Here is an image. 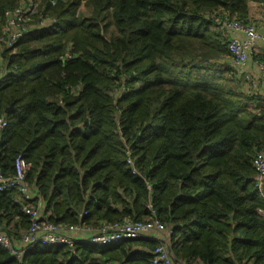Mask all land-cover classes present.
Segmentation results:
<instances>
[{"label":"trees","instance_id":"obj_1","mask_svg":"<svg viewBox=\"0 0 264 264\" xmlns=\"http://www.w3.org/2000/svg\"><path fill=\"white\" fill-rule=\"evenodd\" d=\"M41 1L33 24L56 23L0 51L2 173L12 175L23 156L49 222L141 221L151 203L172 227L176 259L264 264V199L252 167L264 146V101L244 89L231 61L193 72L207 60L195 57L199 47L206 57L218 54L214 42L226 51L210 17L249 21L251 3L264 8V0ZM19 5L0 0V34ZM16 199L0 192V228L13 238L29 227ZM84 238L72 249L30 247L20 262L0 246V264H149L156 246Z\"/></svg>","mask_w":264,"mask_h":264},{"label":"built area","instance_id":"obj_2","mask_svg":"<svg viewBox=\"0 0 264 264\" xmlns=\"http://www.w3.org/2000/svg\"><path fill=\"white\" fill-rule=\"evenodd\" d=\"M20 5L5 13V24L0 34V51L12 47L23 35L35 27L36 30L54 25L56 19L46 17L33 24L37 14V0H19ZM55 1H52L54 4ZM215 32L224 40L226 51L230 57L234 75L241 84L252 85L259 81L246 71L244 67L249 57L254 58L260 75L264 77V33L251 21H240L223 15H213ZM67 59L71 54H67ZM8 123L0 116V135ZM126 164L135 173L133 159L126 151ZM254 170L253 183L264 199V146L255 153L252 160ZM29 166L22 155L16 156L13 163V173L5 176L0 168V192L12 191L17 194L15 202L20 203L21 212L28 217L29 227L18 234V241L8 236L0 228V246L17 261H21L26 250L38 246H64L73 248L74 233L86 234V242L97 246H114L126 240L147 239L156 242L151 253L149 264H200L198 260L181 261L176 259L170 250L172 227L164 224L158 217L152 204L148 203V217L141 221L130 219L115 223H103L97 227H85L80 224H65L49 222L44 214L43 201L26 180ZM147 189L149 185L147 184ZM263 214V213H262ZM264 215V214H263Z\"/></svg>","mask_w":264,"mask_h":264},{"label":"crops","instance_id":"obj_3","mask_svg":"<svg viewBox=\"0 0 264 264\" xmlns=\"http://www.w3.org/2000/svg\"><path fill=\"white\" fill-rule=\"evenodd\" d=\"M249 10H250L249 16H251V17L253 16V14L256 10H258V13L260 11L259 14H263L262 17H257L260 15H256L255 18L253 17L249 21L255 23V25L258 27L259 32L264 33V8H262L260 5H257L256 3H251V8ZM4 69H5V63L3 61V58L1 57V52H0V80L2 78V74H3ZM244 71H246L247 73H249L250 75H252L255 78L258 77L256 79H258L259 84H260V87H258V82H255L253 84L252 89H248L247 87H244V89L251 92L252 95H258L264 101V77L260 75L258 66H257L254 58L249 57L246 65L244 67ZM42 204L44 206L43 202H42ZM72 236L75 238L86 237V235L78 234V233H74Z\"/></svg>","mask_w":264,"mask_h":264},{"label":"rangeland","instance_id":"obj_4","mask_svg":"<svg viewBox=\"0 0 264 264\" xmlns=\"http://www.w3.org/2000/svg\"><path fill=\"white\" fill-rule=\"evenodd\" d=\"M37 4H38V8H37V11H38V9L42 6V1L41 0H38V2H37ZM250 8H251V6H250ZM258 13V10H256L255 12H254V14H253V16L251 17V16H249V20L251 19V18H255V16L256 15H260V16H257V17H262L263 16V14H259L260 13V11H259V13ZM213 29V30H212ZM211 31L213 32V31H215L214 30V24H213V27L211 28ZM211 32V33H212ZM214 46H215V51L218 53L217 55H210V56H205L204 54H205V51H203L204 49H202L201 47H197L198 48V50H197V52L195 53V57H197V58H203V57H205V58H207V60H203V62H199V63H195V67L193 68V72H195V73H197L198 75H200V74H204V72H205V70H207V69H209V71H210V73L212 72V71H214V70H211V69H213L212 67H210V65H212V64H214V63H216V65H222V64H225V65H227V64H230V59H229V55L228 56H226L227 55V53H226V51L223 49V47L222 46H220V45H216L215 44V42H214V44H213ZM225 51V52H224ZM213 58H215L216 60H218V61H214V60H210V59H213ZM229 59V62H227V60ZM213 74V73H212ZM224 76V75H223ZM227 76V77H226ZM225 79H226V83H227V85H230L231 84V81H230V79H229V76L227 75V74H225ZM256 78H258V77H256ZM229 82V83H228ZM243 87H247L248 89H252V85H245L244 83H243V85H242ZM258 87H260V84H258ZM258 89V88H257ZM14 239V241H18V237H14L13 238Z\"/></svg>","mask_w":264,"mask_h":264},{"label":"water","instance_id":"obj_5","mask_svg":"<svg viewBox=\"0 0 264 264\" xmlns=\"http://www.w3.org/2000/svg\"><path fill=\"white\" fill-rule=\"evenodd\" d=\"M10 110H15V109L10 106L7 109H5V114H7Z\"/></svg>","mask_w":264,"mask_h":264}]
</instances>
